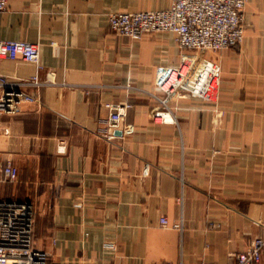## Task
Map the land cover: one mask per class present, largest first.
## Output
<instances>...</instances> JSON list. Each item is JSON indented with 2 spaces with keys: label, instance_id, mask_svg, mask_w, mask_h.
Masks as SVG:
<instances>
[{
  "label": "crops",
  "instance_id": "0c3cea01",
  "mask_svg": "<svg viewBox=\"0 0 264 264\" xmlns=\"http://www.w3.org/2000/svg\"><path fill=\"white\" fill-rule=\"evenodd\" d=\"M170 3L9 0L0 10V38L39 42L51 80L37 102L0 114V196L33 199L37 234L72 239L81 264H231L262 233L264 0H248L240 44L206 54L220 65L219 101L179 97L164 122L151 117L156 67L193 50L172 31L117 34L109 17ZM0 72L25 79L36 66L4 58ZM106 101L132 104L122 135L107 136ZM8 161L15 181L3 179Z\"/></svg>",
  "mask_w": 264,
  "mask_h": 264
},
{
  "label": "built area",
  "instance_id": "2783aa9c",
  "mask_svg": "<svg viewBox=\"0 0 264 264\" xmlns=\"http://www.w3.org/2000/svg\"><path fill=\"white\" fill-rule=\"evenodd\" d=\"M9 0H0V10ZM248 0H171L163 9H140L110 13L112 30L131 39H140L149 31H172L180 47L190 48L191 54L178 65L159 64L156 67L155 87L151 94L157 105L151 117L157 121H174L170 103L179 97H200L219 101L220 65L208 58L210 50L240 44L245 36V6ZM4 58L32 62L36 72L29 78L13 79L0 72V114L20 111L23 102H37L39 90L51 80L43 79L40 43L0 38V63ZM38 91L29 93L23 87ZM128 86V85H127ZM130 86V85H129ZM109 110L108 137L122 135L120 124L132 106L130 102L106 101ZM5 181H15L19 169L8 161L2 168ZM163 226L183 229V222L171 223L161 217ZM74 241L54 235H38L36 204L31 198L0 196V264H81L74 251ZM108 249L116 250L114 242ZM231 264H264V227L248 246L234 254Z\"/></svg>",
  "mask_w": 264,
  "mask_h": 264
},
{
  "label": "rangeland",
  "instance_id": "374dc122",
  "mask_svg": "<svg viewBox=\"0 0 264 264\" xmlns=\"http://www.w3.org/2000/svg\"><path fill=\"white\" fill-rule=\"evenodd\" d=\"M36 223H37V206H36Z\"/></svg>",
  "mask_w": 264,
  "mask_h": 264
}]
</instances>
